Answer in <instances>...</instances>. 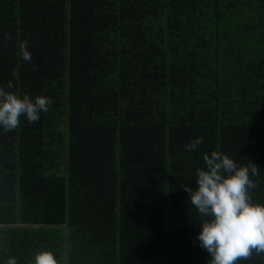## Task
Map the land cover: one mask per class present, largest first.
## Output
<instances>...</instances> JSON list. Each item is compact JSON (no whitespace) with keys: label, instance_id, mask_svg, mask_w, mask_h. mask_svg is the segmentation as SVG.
<instances>
[{"label":"trees","instance_id":"16d2710c","mask_svg":"<svg viewBox=\"0 0 264 264\" xmlns=\"http://www.w3.org/2000/svg\"><path fill=\"white\" fill-rule=\"evenodd\" d=\"M9 79L53 104L0 131V260L206 264L182 185L214 149L264 202V0H0Z\"/></svg>","mask_w":264,"mask_h":264},{"label":"clouds","instance_id":"9594fccd","mask_svg":"<svg viewBox=\"0 0 264 264\" xmlns=\"http://www.w3.org/2000/svg\"><path fill=\"white\" fill-rule=\"evenodd\" d=\"M26 40L18 41L20 59L30 62L31 51ZM13 80L0 82V131H12L21 123L40 119L50 111L53 100L46 94H29L15 90ZM202 137L195 136L184 144L186 152L195 151ZM203 166L193 169V184H183L187 200L195 208L199 227L198 246L206 251V264H238L253 252H264V202L254 200L256 187L252 177L258 168L251 160L238 163L225 152L214 149L202 153ZM0 264H17L8 256ZM30 264H59L56 254L40 247L30 254Z\"/></svg>","mask_w":264,"mask_h":264}]
</instances>
